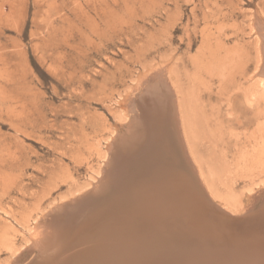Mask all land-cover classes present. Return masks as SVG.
<instances>
[{
	"label": "rangeland",
	"instance_id": "rangeland-1",
	"mask_svg": "<svg viewBox=\"0 0 264 264\" xmlns=\"http://www.w3.org/2000/svg\"><path fill=\"white\" fill-rule=\"evenodd\" d=\"M263 67L264 0H0V264L33 263L58 215L88 206L94 215L124 185L145 203L171 154L176 230L131 244L124 260L263 264ZM164 88L174 96L158 121L172 124L174 151H139L158 113H146L144 98ZM136 211L151 231L155 223ZM113 214L90 224L76 254L130 218Z\"/></svg>",
	"mask_w": 264,
	"mask_h": 264
},
{
	"label": "bare ground",
	"instance_id": "bare-ground-1",
	"mask_svg": "<svg viewBox=\"0 0 264 264\" xmlns=\"http://www.w3.org/2000/svg\"><path fill=\"white\" fill-rule=\"evenodd\" d=\"M260 43H261V41H260ZM155 85H157V84H155ZM261 85H262L261 86V90H262L263 96H264V82ZM165 86L166 85L163 84L162 87L161 86L160 87L163 88ZM156 87H158V86H156ZM152 88H153V86H152ZM152 90H153L152 92L150 91L152 93L151 96H149V97L148 96L146 97L145 95L143 96V98L146 97V98H144V102L146 104L152 106L150 108L148 106L147 107L148 110H147V108H145V111H146V113H148V111L150 112L152 110V108H153L154 110L158 111V113L156 114L155 118H150L152 121L150 120L149 123H148V125H147V127H146V131L147 132L146 131L143 132V133H146V136H145V139L143 138L144 141L142 139L143 142H142V145H141V148H140L139 151H151V147H152L153 144L155 146L154 148H156V146H158V145L165 144V146H167V150H164V152L165 151H174V149H173L174 146L172 147V145H173L172 141L175 140V136H177V134L174 133V131L172 133H170L169 131H167V130H169L168 128H171L169 126L170 125L172 126V124L171 123H168L169 124V126H168V125H166V122L162 124L161 121H158V119L162 115L166 114V112H167L166 108L164 107V103H166L164 101V100H166L165 98H168L169 95H170L169 101L172 100V98L174 96V92L171 91V94H167V92H168L169 89L168 88H166V89L164 88V90L166 92L164 94V92L161 89L160 90L158 89L160 91V92L158 91L160 93V95L158 94V96H157V93H156L157 92L156 91L157 89L156 90L155 89H152ZM149 94H147V95H149ZM260 94H262V93H260ZM175 100H176V98H175ZM174 101H172V103ZM167 102H168V100H167ZM175 103L177 104L176 101H175ZM175 103H173V105H176ZM173 105H172V107H173ZM167 107H171V106H167ZM175 108H177V106ZM171 112H172L173 116H176L175 115V109L174 108L171 109ZM171 118H173V117H171ZM177 122H179V120ZM161 125H163V126H161ZM179 126H181V125H179ZM159 127H161V128L158 131L159 132L158 133L156 130H158ZM148 129L151 130V133L148 131ZM132 130H134V128ZM155 131H156V133H155ZM137 133H139V132H137ZM173 133L176 134V135H173ZM179 133H180V131H179ZM180 134L181 135L178 136V137H181L182 136V133H180ZM183 134H184V132H183ZM165 135H168V137H166ZM172 136L174 137V139H173ZM165 137H166V139H165ZM178 137H177V139H179ZM140 140L141 139L139 137V140H136L135 139L132 142H136V141H140ZM184 144H185V141H184ZM176 146H178V145H176ZM181 147H179V149L182 152V156L181 157H183L182 161H184V165H185V163H188V162H191L192 163L193 161H189V159L187 157V154L188 153H186V151H182V148ZM183 147L184 148L186 147V150L188 148V146H186V145L185 146L183 145ZM158 150H159V148H158ZM158 150H156V151H158ZM189 151H190V149H189ZM175 153H177V151ZM174 156H176V155L171 154V156L168 157L169 160L167 161V163L164 166L161 167V170L164 173H162V172L161 173H158V177L153 178V179H156L152 183V188L155 189V192L153 191L155 193V195L154 196H147L146 198H144L143 200H144L145 203H142L141 200L138 201L137 198H135L136 196H134L136 194L135 191H132L131 189H129V186L124 185V187H122L120 189V191L117 192L118 194L114 198V200H112V202H111L112 204L109 203L112 206L111 208H110V205L109 204L106 205V206L105 205L101 206L102 208L101 207H98V209H97L98 212L95 213L94 215H93L94 212L85 213L87 211V209L89 208V206L88 207H83V208H78V209L76 207L75 208L76 210H72V209L69 208L71 211H67V213L63 217L59 218L58 220H57V218L59 217V215H58L59 213H57L58 216L56 217V221L55 222L58 223V224H61V225H57L56 224V225H54L55 226L54 228L56 229V227H59V228H57L58 231L56 230V233H52L51 234V237H46L47 240H48L47 243L44 246L43 245H40L38 247V251H39L38 252V256H37L36 260L33 261V263H30V264H61V263L62 264H103L102 261H105V260L111 262V264H114V262L112 261V256L114 255L115 252L118 251V249L120 250L119 254L121 255V257H120L119 263H117V264H131L130 263L131 261L124 260V258H126L127 255H130L129 252L132 250L131 249V247H132L131 244H135V245H139V246L142 245L143 246V245H148V243L149 242L151 243L153 240L154 241L151 244H156L157 241H158V239H159V237H160V232H161V235L164 238H167V235H166V233L163 230L164 229H167V228H172L169 231V232H172V230L175 229V227H176V226H174L172 224V222L174 220V217L176 216L175 215L176 214L175 211H176V208H177V205H176L177 204V202H176L177 188L175 186V182H177V180H178V182H180V179H178L179 177L177 178L175 176V168L177 167V164H176V160H175ZM157 157H158V155H157ZM192 157L195 158L194 156H192ZM140 159H144L145 160V158H140ZM159 159L162 160V157L159 158ZM165 159H166V157H165ZM149 160H152V159H150V157H149ZM179 161H178V163H179ZM148 162H150V161H148ZM145 163L146 162H144V164ZM151 163L153 164V162H151ZM158 163H160V162H158ZM144 164H143V166H144ZM157 165L158 164H156L155 166H157ZM179 165L182 166V164H179ZM188 166H189V164H188ZM194 166H195V164H194ZM197 166H199V165H197ZM144 167H146V166H144ZM179 168L181 169L182 167H179ZM137 169H139V168H137ZM140 169L142 170V166L140 167ZM155 169H156V167H155ZM182 169H184V168H182ZM185 169H187V168H185ZM144 170H146V168ZM135 171H138V173H141L142 174V172H140L139 170H136L135 169ZM160 171H158V172H160ZM193 172L194 173H192V172L191 173L195 175L196 172L195 171H193ZM187 173H188V171H187ZM119 174H120V172L117 175H119ZM154 174H153V176H154ZM179 175H180L181 178H183V177H187L188 174H186L185 173V170H183V172L181 174H179ZM196 176H197V174H196ZM196 176H195V178H196ZM198 177L196 178L197 180H198ZM117 178H118V176H116V179ZM149 178H152V177H149ZM190 178H191V175H190ZM192 178H193V175H192ZM116 179L114 178V180H116ZM103 181H104V179H103ZM103 181H101V182H103ZM181 182H183V181H181ZM200 184H202V183L200 182ZM104 188H102L101 190H97L98 192L100 191L99 194H101V196H103L102 194H103V191H104L103 189ZM111 190H110V192H111ZM97 191L95 193L98 194ZM136 192H138V191H136ZM94 196L96 197V195H93V197ZM139 197L140 196H138V199H140ZM165 198H166L167 201L168 200L169 201L162 208V205L161 204H163ZM84 199L86 200V198H84ZM80 200H81V198H80ZM96 200L99 201L98 199H92V198L89 199V200L87 199L86 201H91L90 203H93V205H94L95 202H96ZM81 201L83 202L84 200H81ZM88 204L89 203H86V205H88ZM126 204H129V205H126ZM122 207H125V208L123 209ZM141 208L144 209V211L147 213V217L149 218V221H152V222L155 223V225L152 227V230L151 231H148V228H147V226H146L145 223L139 222V220L136 217L131 216L134 213L138 212V211H136L137 209L140 211ZM129 211H130V213H129ZM164 212H168V214L163 216ZM113 213L114 214L115 213H118V214L119 213H122L123 215L126 216V218H128L127 215H130V218L126 222L124 221L126 223V225H127V226L125 225L126 227L124 226L125 229H124V227L121 228L123 226V224H121L122 225L120 227L121 229H116L117 227H116L115 223H112L113 226L111 225V227H113V228L115 227L114 230H113V232L112 231L111 232L108 231V234L107 235L104 234V235L98 236L96 239H92L88 244H85L82 247L80 246L81 248H79V251L80 250L81 251L79 252V254L78 253L76 254L75 253V250H76V252H78L77 247L79 246V244L81 245L83 242H85L84 238H85V236L88 233L86 229L88 227H91L90 224L92 225L95 222L98 223V224H102L103 222L108 223L110 221V219L112 217H114V216H111ZM113 219L114 218H112L111 221H113ZM60 220H62V221H60ZM171 220H172V222H171ZM103 225H104V223H103ZM196 225L197 224H194V227L195 228H196ZM93 226H95V225H93ZM117 226L119 227V224H117ZM194 227L193 226L191 227L192 228L191 232L194 233V234H198V232L196 231V229ZM93 230H94V232L96 231L92 227V231ZM197 230H199V229H197ZM220 230H222V229H220ZM94 232H93V234H95ZM96 233H98V232H96ZM46 238H45V240H46ZM49 238H50V240H49ZM212 238L215 240L216 236L212 235ZM43 242H44V240H43ZM153 246H155V245H153ZM133 248H134V246H133ZM154 248H157V247H154ZM71 251H73L74 254L72 255V257H67V256H69L68 253H70ZM135 257H137V256H135ZM134 262H133V264H134ZM156 262H158V261H156ZM150 263H152V261ZM220 264H223V263H220Z\"/></svg>",
	"mask_w": 264,
	"mask_h": 264
}]
</instances>
